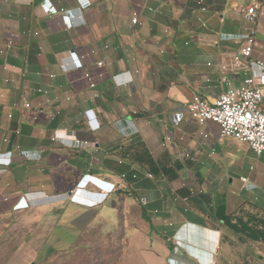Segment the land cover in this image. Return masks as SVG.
Listing matches in <instances>:
<instances>
[{"label":"crops","instance_id":"crops-1","mask_svg":"<svg viewBox=\"0 0 264 264\" xmlns=\"http://www.w3.org/2000/svg\"><path fill=\"white\" fill-rule=\"evenodd\" d=\"M197 2L0 0V155L11 158L0 165V264H41L57 252L42 248V210L60 211L50 237L68 232L69 247L55 234L58 250H68L105 221L97 219L105 206L116 210L126 195L148 201L141 219L147 233L132 237L159 264H264V241L228 227L239 214L243 221L264 216V161L257 162L264 153H252L253 164L241 168L236 196L229 160L241 143L220 138L214 124L198 126L184 111L194 95L212 103L232 88L231 78L241 83V72L223 73L218 65L230 64L239 48L229 39L243 32V10L235 0H203L202 12ZM61 9L71 11V29ZM258 37L264 40L261 17L256 54L264 60ZM124 80L130 83L116 85ZM166 136L171 141L162 149ZM89 178L115 192L101 194L85 184Z\"/></svg>","mask_w":264,"mask_h":264},{"label":"built area","instance_id":"built-area-1","mask_svg":"<svg viewBox=\"0 0 264 264\" xmlns=\"http://www.w3.org/2000/svg\"><path fill=\"white\" fill-rule=\"evenodd\" d=\"M197 5L202 12H206L207 9L203 4V0H198ZM263 8L264 0H247L243 13L240 16V20L245 23L241 28L243 32L239 35L230 36L229 39L235 44H238L239 48L232 56L230 64L220 63L218 65L219 71L223 73L229 69L241 72V83L236 87L229 88L225 92L220 93L212 103L194 95L184 108L189 118L198 126L207 123L216 125L220 138H229L247 145L256 157H260L264 153V110L261 108L264 98V60L256 54V24L262 16ZM70 12L69 10L61 9L62 21L64 22L67 19V23H64L67 29L73 27V23L67 16ZM131 22L132 24L138 22L135 13L132 16ZM221 22H223L222 19ZM101 64L98 63L97 65L101 66ZM81 67L82 64L77 58L73 60V69H79ZM62 69L67 71V68ZM85 79L89 83V88L93 89L95 85L92 83L90 75L86 74ZM113 79L115 80V78ZM129 83L128 80H124L118 84L116 83V85L123 87ZM24 107L30 108V105L25 103ZM179 118L180 115L178 113L175 114L172 118V124L176 125L179 122ZM203 137L206 138L207 136L204 135ZM170 141L171 137L166 136L162 140L160 147L162 149L167 148ZM74 143L80 144L76 140H74ZM21 154H25V152H21ZM182 158L189 159L190 153L184 152ZM10 163V153L0 155V165L9 166ZM125 177V174H122L120 179L123 181ZM133 178L137 179V176L133 175ZM145 178L152 180L153 176L148 173L145 175ZM240 180L245 183L247 178H241ZM93 181V179L89 178L85 184L88 185L91 183L98 186ZM105 184L98 186L101 194L109 195L115 192L114 185L109 183ZM21 202L19 201L18 207H27V204H21ZM142 202L143 206L148 205L144 201ZM207 264H216V262L210 261Z\"/></svg>","mask_w":264,"mask_h":264},{"label":"rangeland","instance_id":"rangeland-1","mask_svg":"<svg viewBox=\"0 0 264 264\" xmlns=\"http://www.w3.org/2000/svg\"><path fill=\"white\" fill-rule=\"evenodd\" d=\"M235 1L239 6V10H244L247 0ZM261 18H264V8ZM237 24L241 27L245 25L243 21H238ZM258 40L264 41L261 37H258ZM235 78H231L233 79L232 87L238 83L237 78ZM231 149L234 150L236 155L229 160L233 171L232 182L228 183V186L232 187V192L239 197L240 182L238 174L244 164L247 162L249 165L253 164L254 156L247 145L238 144L232 146ZM263 161L264 155L257 162L262 163ZM247 173L248 167L246 166L243 174L247 175ZM142 198L144 197L138 195L136 198L133 196L132 198L121 196L116 202V210L105 206V210L101 211L97 217L98 219L102 215L105 221L98 222L97 225L87 229L80 240V244L69 251L58 250L60 246L55 241V234H59V236L63 237L62 245L69 247L72 237L68 232L57 229L50 237V233L57 228V219L61 216L60 211L58 212L56 209L42 210L40 227L42 248L50 245L55 250L57 249V252L41 264H159L158 261L150 258L148 254L140 253L137 248L140 244L137 243L138 238L133 239L134 237H132H141L147 233V228L141 222V209L146 208L148 205L143 206ZM232 214H236V212H232ZM239 217L240 214L233 218L238 220ZM242 218L246 219L245 217ZM130 221L135 226H132V224L129 226L128 222ZM63 222V220L60 221L61 226L64 225ZM24 231L26 230L24 229ZM133 241H136V243H133ZM144 245H149V242L143 243ZM46 250V253H48L49 249Z\"/></svg>","mask_w":264,"mask_h":264},{"label":"trees","instance_id":"trees-1","mask_svg":"<svg viewBox=\"0 0 264 264\" xmlns=\"http://www.w3.org/2000/svg\"><path fill=\"white\" fill-rule=\"evenodd\" d=\"M126 197H129L126 195ZM141 215L142 218L145 219V212L143 209H141ZM230 217H232V214L229 216H224L223 221L224 223H227V221L230 223ZM263 219V220H262ZM261 220H247L243 221L242 219H239L234 224L228 225L229 229H231L236 234H241L247 236L252 241H264V217ZM80 244V242L78 243ZM76 244L72 248L65 250H73L76 246Z\"/></svg>","mask_w":264,"mask_h":264},{"label":"bare ground","instance_id":"bare-ground-1","mask_svg":"<svg viewBox=\"0 0 264 264\" xmlns=\"http://www.w3.org/2000/svg\"><path fill=\"white\" fill-rule=\"evenodd\" d=\"M133 180H135V179L133 178ZM142 199H143V201H144L146 204H148V201H147L146 198H142Z\"/></svg>","mask_w":264,"mask_h":264},{"label":"water","instance_id":"water-1","mask_svg":"<svg viewBox=\"0 0 264 264\" xmlns=\"http://www.w3.org/2000/svg\"><path fill=\"white\" fill-rule=\"evenodd\" d=\"M137 176V175H136Z\"/></svg>","mask_w":264,"mask_h":264}]
</instances>
